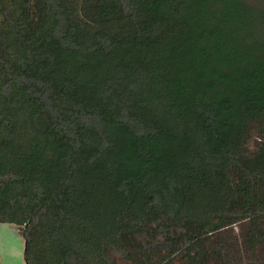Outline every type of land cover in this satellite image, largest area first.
<instances>
[{
  "label": "trees",
  "instance_id": "1",
  "mask_svg": "<svg viewBox=\"0 0 264 264\" xmlns=\"http://www.w3.org/2000/svg\"><path fill=\"white\" fill-rule=\"evenodd\" d=\"M0 224L25 264H264V0H0Z\"/></svg>",
  "mask_w": 264,
  "mask_h": 264
},
{
  "label": "crops",
  "instance_id": "2",
  "mask_svg": "<svg viewBox=\"0 0 264 264\" xmlns=\"http://www.w3.org/2000/svg\"><path fill=\"white\" fill-rule=\"evenodd\" d=\"M9 225V224H0ZM13 226V225H10ZM10 228V227H8ZM14 229H2L0 230V264H20L21 258V243L17 239V235ZM11 236V240L9 237ZM25 264V263H24Z\"/></svg>",
  "mask_w": 264,
  "mask_h": 264
},
{
  "label": "rangeland",
  "instance_id": "3",
  "mask_svg": "<svg viewBox=\"0 0 264 264\" xmlns=\"http://www.w3.org/2000/svg\"><path fill=\"white\" fill-rule=\"evenodd\" d=\"M8 227H10V228H8ZM12 227H14V226H10V225H6V226H4V225H0V230H2V229H14V228H12ZM15 231V233H16V237H17V239L20 241V243H21V250H22V252H21V258H20V264H24L25 263V261H24V257H23V253H24V240L22 239V237H21V235L19 234V232H18V230H17V228H16V230H14ZM12 238H11V236L9 237V240H11Z\"/></svg>",
  "mask_w": 264,
  "mask_h": 264
}]
</instances>
